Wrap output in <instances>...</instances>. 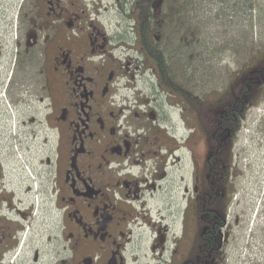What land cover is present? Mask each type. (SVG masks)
I'll use <instances>...</instances> for the list:
<instances>
[{
  "label": "flooded vegetation",
  "instance_id": "obj_1",
  "mask_svg": "<svg viewBox=\"0 0 264 264\" xmlns=\"http://www.w3.org/2000/svg\"><path fill=\"white\" fill-rule=\"evenodd\" d=\"M145 1L23 0L14 18L0 12V138L20 145L36 123L52 136L39 187L21 191L0 162V264H222L235 194L228 136L187 124V90H166L184 105L182 133L154 105L158 93L130 98L125 84L121 95L112 59L127 31L107 34L103 16L111 7L124 14L115 26L132 29L134 53L151 61L139 18ZM162 2L151 0L150 36L166 57L162 37L176 38L185 21L173 20L179 29L167 34ZM151 70L162 89L155 64ZM38 208L52 218L41 243L31 228Z\"/></svg>",
  "mask_w": 264,
  "mask_h": 264
},
{
  "label": "rangeland",
  "instance_id": "obj_2",
  "mask_svg": "<svg viewBox=\"0 0 264 264\" xmlns=\"http://www.w3.org/2000/svg\"><path fill=\"white\" fill-rule=\"evenodd\" d=\"M22 1L0 0V12L14 18ZM103 2L107 6H113L111 2ZM184 5L183 9L187 7L189 10L181 9V19L185 21L183 28H180L183 32L178 33L176 38L173 36L171 40L165 33L162 39V47H165L162 51L165 52L171 76L179 88L205 101L210 108L218 94L231 84L237 70L247 67L252 59L264 51V0H188V5ZM177 6L178 3H172L168 9V3H164L160 7L158 17L164 20L165 24L162 21V26L167 34L174 28L179 29L166 18L170 11L173 12L174 19L177 18L174 10H171V7ZM129 10L128 7L125 13L129 14ZM103 17L107 34L111 35L113 30V35L120 32L122 37L123 30L127 31L122 37L123 42L117 44L123 47L113 53L112 59L117 60L121 68V87L124 89L125 84L131 85L128 92L130 98L134 94H138L140 98H149L151 93H158L156 95L159 98L154 103L156 108L169 112V122L178 133L188 130L180 115L181 106H184L181 100L173 94L169 95L166 91L169 89L164 86L160 89L154 71L151 70L154 64L146 57L134 53L137 43L133 30L124 28V24L122 27L115 26L117 20L125 23L124 14L118 16L111 7ZM188 18L191 19L188 22L191 31L187 34ZM125 94L124 89L121 91L122 97ZM187 124L194 129L201 127L195 111L187 117ZM40 125H34V135L28 134L20 138V145L13 139L4 142L0 138V162L5 168L7 179L13 180L21 191L30 185L39 187L42 162L51 154L52 136ZM231 147V158L229 155L227 159L235 186L232 207L238 216L236 220L234 213L230 214V235L224 245L222 264H264V84L258 98L248 103ZM33 191L29 193V199L35 202ZM152 207L157 209L156 205ZM160 208L164 215L165 201H161ZM37 211L34 217L32 215L31 228L33 240L41 243L45 239L42 231L46 228L45 221L52 228V218L44 220L39 215V208ZM49 230L52 236L53 232ZM143 237L146 247L150 238L147 234ZM46 250L50 255L53 254L52 241L44 246V252Z\"/></svg>",
  "mask_w": 264,
  "mask_h": 264
},
{
  "label": "trees",
  "instance_id": "obj_3",
  "mask_svg": "<svg viewBox=\"0 0 264 264\" xmlns=\"http://www.w3.org/2000/svg\"><path fill=\"white\" fill-rule=\"evenodd\" d=\"M164 3H168V9L172 3H178L177 8L171 7V10H174L176 13L177 18L174 19L175 16L173 12L170 11L168 17H166L169 23H173V20H182L180 15L182 12L181 9H183L182 5L185 4L184 6H187L188 0H163L161 5ZM154 7L155 6L151 5V0H146L145 4L139 8V18L143 21L144 26L142 43L146 47L148 57L156 65L157 72L160 75L161 85L178 93L181 88L176 84V81L174 82L164 55L152 45L153 40L150 33L154 28V24L151 22L154 18ZM185 8L187 9V7ZM263 84L264 51L252 59V61L247 64V67L237 70L231 84L222 93L218 94L217 100L211 104L210 108H208L209 105L206 104L205 101L193 95L190 104L192 109L199 115L200 126L204 127H202L203 130L205 129L204 131L209 133V135L212 133L215 134L216 139H218V137L228 136L226 139L228 142V144H226L227 149L225 150L226 157L230 155L231 158V146L233 145V139L237 131L240 129L245 109L248 103L258 98Z\"/></svg>",
  "mask_w": 264,
  "mask_h": 264
},
{
  "label": "water",
  "instance_id": "obj_4",
  "mask_svg": "<svg viewBox=\"0 0 264 264\" xmlns=\"http://www.w3.org/2000/svg\"><path fill=\"white\" fill-rule=\"evenodd\" d=\"M158 4H159V2H158Z\"/></svg>",
  "mask_w": 264,
  "mask_h": 264
}]
</instances>
